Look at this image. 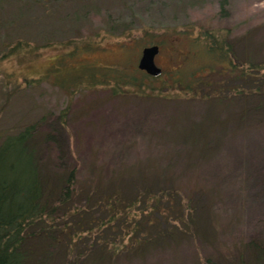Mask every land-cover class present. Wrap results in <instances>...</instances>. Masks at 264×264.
<instances>
[{
  "label": "rangeland",
  "instance_id": "obj_1",
  "mask_svg": "<svg viewBox=\"0 0 264 264\" xmlns=\"http://www.w3.org/2000/svg\"><path fill=\"white\" fill-rule=\"evenodd\" d=\"M206 33L224 36L240 66L264 65V0H226L224 5L221 0H0V50L14 39L52 45L36 53L37 59L27 53L0 56V141L36 124L50 186L56 188L59 177L75 167L79 189L116 190L136 202V220L151 210V201L141 195L145 190L154 196L176 191L169 207L175 216L185 212V222L171 226L176 230L171 239L145 242L141 253L120 255L112 264H194L198 256L223 263L225 254L233 259L242 244L264 243V94L253 93L264 80L254 86L221 78L223 101L174 98L171 79L221 68L208 54ZM69 43L81 50L72 53ZM151 45L160 47L155 60L163 69L155 80L137 68L142 49ZM82 67L93 68L99 77L104 69H118L147 84L146 93L156 89L161 97L134 95L130 87L114 96L107 85L65 89L56 83V77L68 82L82 74L77 73ZM237 86L242 98L234 97ZM161 201L168 206L165 198ZM77 204L86 213L66 220L84 233L73 245V256L84 250L81 242L97 238L95 231L85 235L84 230L105 216L95 211L92 199L80 198ZM190 210L200 240L178 234ZM114 232L117 228L100 233L114 240ZM66 245L48 250L51 264H93V259H66Z\"/></svg>",
  "mask_w": 264,
  "mask_h": 264
},
{
  "label": "trees",
  "instance_id": "obj_2",
  "mask_svg": "<svg viewBox=\"0 0 264 264\" xmlns=\"http://www.w3.org/2000/svg\"><path fill=\"white\" fill-rule=\"evenodd\" d=\"M2 1L10 3L21 0ZM225 2L226 0H221V5H224ZM202 36L207 41L205 44L209 56L215 58L221 68L217 73L211 72L200 76L191 75L184 79L179 77L171 79L175 92L174 98L181 99L189 96L196 98L198 96L209 99L217 98L223 101L226 96L221 97L225 87L224 83L223 87L220 85L224 81L221 78H225V80L233 78L237 81L241 79L244 82H251L254 86L258 81L264 80V65L248 63L240 66L237 59L232 57L230 45L221 40L224 39V36L211 33ZM61 45L63 43L59 44V46ZM68 45L72 46V53L81 50V47L76 44L69 43ZM50 46H52L50 43L31 46L24 40L14 39L12 42L1 44L3 50H0V56L3 59L18 58L27 53L28 56L35 55L34 59H37L39 55L36 53ZM79 69L77 73L82 74L74 76L68 82L56 77V83L59 82L65 89H69L72 85L81 89L107 85L114 96L122 95L124 89L130 87L134 95L141 96L149 92L150 97H161L156 89L147 90L146 93L144 87H147V84L142 81L137 83V78L128 76L118 69H112L110 73H106V69H104L100 77L99 75L96 76L93 68L82 67ZM59 72L57 69L51 73ZM142 74L147 79H158L149 77L145 73ZM212 75H215L216 81H214L215 78H211ZM97 80H101V82L97 83ZM236 84L238 85L237 82ZM263 86L261 87L259 83L253 93L264 94ZM214 87L215 90H213ZM213 92L214 94H212ZM241 93L237 86L234 97ZM213 95L215 96L213 97ZM242 96L240 95L241 98ZM37 128L36 124L25 126L15 134L8 135L0 141V264H51L50 261L53 256L48 250L65 241L67 244L64 251L66 259L75 257L76 263L77 260L80 262V260L93 259V264H101V262L112 264L114 259L120 255L128 256L141 253L144 250L142 245L145 242L151 244L158 238L171 239L176 232L171 226H175L176 222L181 224L185 222L183 219L184 211L181 214L178 211L179 214L175 216V211L169 207L175 203L176 191L172 194L159 193L158 195L161 196L151 195L150 190L141 192V195L147 196L151 201L149 207L151 210L144 220L139 221L132 215L136 202L123 199L116 190L108 194L101 193V190L97 191L95 188L92 189L94 186L86 191L79 189L75 167L68 170L67 175L59 177L60 184L56 188L50 186L48 176L42 166L43 161L39 148L41 140ZM80 198L86 201L92 199L95 211L100 214V211L103 210L105 216H103L104 218L101 217L102 219L90 218L89 223L92 224L95 219V225L91 229L84 230L85 235L95 231L94 235H97V238L95 237L91 241L87 238L88 242H81L85 246L84 250L81 254L73 256L72 248L76 247L77 243L80 244L84 238L82 235L84 233L75 230L66 220L72 214L86 213V209L77 204ZM162 198L166 199L164 204L168 206L162 207ZM189 202L188 199L187 206L190 205ZM186 210L189 208L187 207ZM188 215L191 217L187 226L183 229L180 228L178 234L188 236L193 240H200L202 237L197 234L196 217L194 218V215L191 214V210ZM211 215L212 213H210ZM158 217H160L161 222L165 223L164 226L160 225L161 222L157 220ZM79 227L80 225H77L76 229H80ZM213 227L212 236L216 239L218 235L215 223ZM113 228H117L118 232L111 234L114 240H110L107 238L109 236L101 234L105 231H113ZM146 230H152V233L145 232ZM35 243L39 244L38 248L34 246ZM91 244H94L95 248L97 247L95 252ZM242 245L244 246L237 250L235 253L237 255L231 260V257L226 254L222 258L223 263H218L208 257L198 256L194 264H262L264 261V243L256 241ZM244 247L251 248L250 253ZM71 263L75 264L74 262Z\"/></svg>",
  "mask_w": 264,
  "mask_h": 264
},
{
  "label": "water",
  "instance_id": "obj_3",
  "mask_svg": "<svg viewBox=\"0 0 264 264\" xmlns=\"http://www.w3.org/2000/svg\"><path fill=\"white\" fill-rule=\"evenodd\" d=\"M158 54L159 47L157 45H151L143 48L137 66L138 70L144 72L149 77L159 78L162 71L155 64V58Z\"/></svg>",
  "mask_w": 264,
  "mask_h": 264
},
{
  "label": "flooded vegetation",
  "instance_id": "obj_4",
  "mask_svg": "<svg viewBox=\"0 0 264 264\" xmlns=\"http://www.w3.org/2000/svg\"><path fill=\"white\" fill-rule=\"evenodd\" d=\"M159 53H160V47H159ZM159 55V54H158ZM157 57V56H156ZM156 59V58H155ZM155 64H156V66H157V63H156V60H155ZM158 68H160L159 66H157ZM161 69V71H162V74H161V76L163 75V69L162 68H160ZM142 73H144V72H142Z\"/></svg>",
  "mask_w": 264,
  "mask_h": 264
}]
</instances>
